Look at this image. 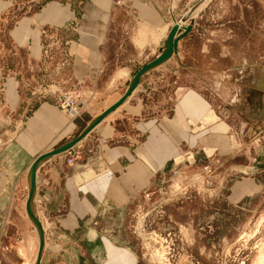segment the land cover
Segmentation results:
<instances>
[{
    "label": "crops",
    "instance_id": "obj_1",
    "mask_svg": "<svg viewBox=\"0 0 264 264\" xmlns=\"http://www.w3.org/2000/svg\"><path fill=\"white\" fill-rule=\"evenodd\" d=\"M189 1L83 0L75 7L45 0L12 20L17 5L12 11L14 0H0V264H139L136 206L172 160L227 157L228 173L242 174L228 178L230 206L260 191L253 162L234 146L210 99L196 88L168 90L165 60L138 64L157 44L147 36L139 45L138 28L167 31L178 16L172 4ZM42 30L66 41L65 74L89 96L75 119L28 92L51 70L41 63ZM156 72L157 91L149 85ZM154 91L162 103L171 100L169 111L156 113L148 100ZM70 142L66 163L65 152L53 151Z\"/></svg>",
    "mask_w": 264,
    "mask_h": 264
},
{
    "label": "rangeland",
    "instance_id": "obj_2",
    "mask_svg": "<svg viewBox=\"0 0 264 264\" xmlns=\"http://www.w3.org/2000/svg\"><path fill=\"white\" fill-rule=\"evenodd\" d=\"M43 1L14 0L12 11L16 5L17 9L11 13V19ZM62 1L76 7L83 0ZM206 1L172 4L177 17H185L195 8L196 12L172 36L176 44L169 55L162 52L168 49V32L177 27L178 18L169 22L167 31L166 26H140L139 45L147 36L157 44L138 64L145 62L147 67L155 68L167 56L165 62L171 66H167L169 70L164 76L167 89L196 88L210 99L219 119L227 125V132L234 135V146L239 151L243 148L246 160L253 162L251 174L261 189L237 206L228 205L225 195L228 178L234 174L228 173L232 165L227 157L214 156L220 161L216 177H222L217 193H191L187 199L166 204L164 213L157 215L158 229H154L166 242L161 239L158 245L154 241L152 248L166 251L168 245L170 256L166 252L165 255L171 264H255L258 253L264 249V0H210L204 7ZM186 28L189 29L183 34ZM208 32L213 34L212 38ZM155 36L163 37L156 41ZM158 75H149V85L156 91L161 78ZM148 100L156 105V113L162 109L169 111L171 100L162 103L156 92ZM198 161L196 165L204 158ZM237 176L242 174L235 173L231 179ZM134 236L139 264H156L151 259L155 250L150 252L137 234Z\"/></svg>",
    "mask_w": 264,
    "mask_h": 264
},
{
    "label": "built area",
    "instance_id": "obj_3",
    "mask_svg": "<svg viewBox=\"0 0 264 264\" xmlns=\"http://www.w3.org/2000/svg\"><path fill=\"white\" fill-rule=\"evenodd\" d=\"M124 1L126 0H113L116 5H122ZM40 34L43 36L40 44L41 63L48 64L51 70L46 79L34 83L28 92L36 101H41L46 97L50 98L68 119H75L88 109L89 96L80 92L82 81H72L65 74L70 62L66 41L60 40L56 33L51 35L42 30ZM99 142H104V140L101 139ZM63 152H65V162L70 163L73 159V152L70 148ZM219 165V159L212 155L204 156V161L199 165H196L193 159L190 162L187 159L172 160L167 167L160 170L155 183L141 192V201L136 206L132 230L150 252L155 250L152 248L154 241L159 245L163 239L154 232L157 228L155 222L159 219L157 215L161 216L164 213L166 204L187 199L191 193L216 194L222 178H217L215 174ZM144 206L148 208L146 211ZM163 242L166 240L163 239ZM169 249L167 245L166 255L168 256H170ZM168 256L164 260L165 264H171Z\"/></svg>",
    "mask_w": 264,
    "mask_h": 264
},
{
    "label": "bare ground",
    "instance_id": "obj_4",
    "mask_svg": "<svg viewBox=\"0 0 264 264\" xmlns=\"http://www.w3.org/2000/svg\"><path fill=\"white\" fill-rule=\"evenodd\" d=\"M196 9V8H195ZM195 9H192L190 12H188L187 14H186V16L185 17H183V18H181V19H179L178 21H176L175 22V25L177 26V27H173L174 28V32H177L178 31V28H180L181 27V25L186 21V19L188 18V17H190V16H192V15H194V13L196 12V10ZM198 11V10H197ZM192 17H194V16H192ZM156 41H157V39H156ZM167 42H168V46L170 47V48H172V46H173V39H168L167 38ZM43 158V155H41L37 160H35L34 162H33V164L31 165V168H30V174L32 175V173H33V170H32V168L40 161V159H42ZM264 217V216H263ZM262 217V218H263ZM262 220V219H261ZM140 222V221H139ZM261 222V221H260ZM259 222V223H260ZM244 236L245 235H241V239L242 238H244ZM264 240V239H263ZM165 252L166 251H164V249H160V251H159V249L158 250H155L154 252H152V255H151V259H152V261H154L156 264H165V262H164V260H165ZM255 264H264V249H262V250H260V252L258 253V255H257V258H256V260H255Z\"/></svg>",
    "mask_w": 264,
    "mask_h": 264
},
{
    "label": "water",
    "instance_id": "obj_5",
    "mask_svg": "<svg viewBox=\"0 0 264 264\" xmlns=\"http://www.w3.org/2000/svg\"><path fill=\"white\" fill-rule=\"evenodd\" d=\"M183 16H181L180 17V19L182 18ZM188 27V26H187ZM189 29V28H188ZM187 28H186V30H185V32H183V34L184 33H186V31L188 30ZM175 34V32H174V28L172 27L170 30H169V32H168V39H173V35ZM182 34V35H183ZM175 44H176V41H174L173 40V46H172V48H174V46H175ZM172 48H170L169 46H168V49H165L164 50V52H162V54H166V55H169V53H170V51H171V49ZM165 55V56H166ZM167 58V56L165 57V58H163L162 60H165ZM134 85H135V82L132 84V86H131V88L130 89H132L133 87H134ZM100 120V117H98V118H96L85 130H83L75 139H74V141L75 140H78L79 138H81L90 128H92L98 121ZM73 141V142H74ZM73 142H70V143H68L66 146H64V147H62V148H58V149H56V150H54L53 151V153H55V152H60V151H64V150H66L67 148H69L72 144H73Z\"/></svg>",
    "mask_w": 264,
    "mask_h": 264
}]
</instances>
